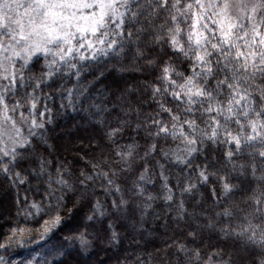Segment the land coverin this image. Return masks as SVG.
Instances as JSON below:
<instances>
[{
    "label": "snow or ice",
    "instance_id": "1",
    "mask_svg": "<svg viewBox=\"0 0 264 264\" xmlns=\"http://www.w3.org/2000/svg\"><path fill=\"white\" fill-rule=\"evenodd\" d=\"M149 222L168 264H264V0H0V251L93 264Z\"/></svg>",
    "mask_w": 264,
    "mask_h": 264
},
{
    "label": "trees",
    "instance_id": "2",
    "mask_svg": "<svg viewBox=\"0 0 264 264\" xmlns=\"http://www.w3.org/2000/svg\"><path fill=\"white\" fill-rule=\"evenodd\" d=\"M59 101H57V104ZM55 129L51 132L53 139L50 141L55 147L57 154L69 165L73 164L74 157H82L84 160L92 159L97 152L89 151V137L95 135V130L88 127L80 116L73 113L70 109L61 111L55 116ZM83 145V147H81ZM87 153V154H86ZM76 167H84L83 160L77 161ZM9 196H4V203L7 204ZM239 199V197H237ZM149 231L133 233L131 230L121 226L117 228L123 237L118 248L107 250L106 247L97 245L96 251L91 257L93 264H136L137 260L141 264H168V261L175 258L171 255L173 249L169 247L171 242L177 237L172 230L165 232L156 224L149 222L145 225ZM3 236L0 235V240ZM106 245V242H104ZM35 255L31 247L26 246L9 250L0 251V256H4L9 264H21Z\"/></svg>",
    "mask_w": 264,
    "mask_h": 264
}]
</instances>
